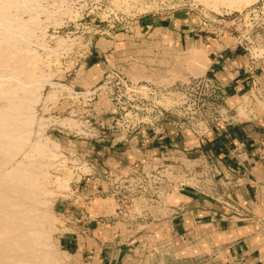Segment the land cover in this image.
<instances>
[{"label": "rangeland", "instance_id": "rangeland-1", "mask_svg": "<svg viewBox=\"0 0 264 264\" xmlns=\"http://www.w3.org/2000/svg\"><path fill=\"white\" fill-rule=\"evenodd\" d=\"M8 1L12 2V6H7ZM14 1L0 0L2 24L0 25V76H4V78L0 77V89L8 88L9 91L11 89L14 92L13 94L8 92L11 95L7 92L0 93V114H5L1 119H6L5 122V119L0 122V141H5L3 139L5 137L2 138V134L5 135V132L2 133V128L6 131L17 130L26 140L20 153L18 151L16 155L14 154L15 156L4 155L5 146L0 142L4 147H2L3 151H0L2 154L0 155V264H24L25 262L36 264L39 261L37 257L43 253L45 249L42 247L45 246L53 251L57 264H72L68 255L63 253L59 239L63 233L64 224L70 220L75 196H79L74 194L78 184L93 176H99V190L102 186L103 193L96 194L97 200L93 206L97 212L106 216H115L116 205L106 193L104 176L108 174H102V171L110 168L106 165L107 159L104 156L108 154L106 150L117 151L123 144L120 142L124 125L119 121V115L122 113L118 108L127 103L123 97V91L117 93L115 90L114 95L110 96L108 93L110 86L105 84L106 73L100 76V73L96 74L94 70L86 69L84 66L86 56L97 42L119 38L118 52L121 56L116 63L124 69L122 74L130 84L137 87L147 84L161 89L170 87L172 90L179 83H185L190 77L203 75L200 69L196 71L198 68L190 65L196 63L202 55L196 50L191 52L189 58L185 59L186 66L183 71L182 56L174 55L176 59L169 61V53L173 56L171 49L170 51L169 49L160 50L157 52L160 59L158 66L147 61L149 65H143L142 67H145L143 69L138 68L135 59L138 58L139 55L136 54L139 51L133 49L128 40L121 39L133 35L130 32L132 25L128 23L132 24L148 15L172 17L175 14V16L179 15L180 20L176 22V30H183L186 33L190 30L191 35L195 33L205 35L198 25L200 23L198 13L201 12L207 20L215 19L216 22L207 26L206 30L217 35L222 26L226 28L231 26L228 21L230 15L232 17L236 12L244 11L258 0L236 7L230 3L231 0L216 2L217 5L214 3L215 0H24L28 6L23 9L18 6L23 0H16L15 5L18 6L16 8L13 7ZM184 4L187 6L185 10L181 7ZM188 8L192 11H188ZM194 8H197L196 11ZM126 27H128L127 33H125ZM260 39L258 37L257 41ZM252 52L256 57L262 55L260 51L252 50ZM150 69H155V73ZM21 85L24 87L29 85L30 90L34 91L36 88L37 91L31 97L19 91ZM243 95L236 107L238 109L231 111V117L237 113L241 117L245 116L247 105L255 104L264 110V101L254 92L248 91ZM161 104L164 105L165 100L159 105ZM173 104L170 100V113H172L170 127L164 126L165 131L170 133V162L167 163V165L170 164L172 171L170 178L193 186V180H187L182 176L181 164H184L193 175L201 170V155L207 154L199 152L198 147L188 150L180 145L183 137L189 135L191 137L188 139L193 140L195 136L179 133L172 126L180 120L178 113L172 110ZM18 105L22 106L21 114H25L24 119L32 115L28 117V119L31 117V120L33 118L31 128L28 126V129L26 124L20 123L19 120L23 121V117L17 118V114L10 112L11 118H8L4 112L8 107L13 109ZM27 113L29 115H26ZM24 132H29L28 136ZM173 137L178 138V141H174ZM41 146L47 149L43 150L42 155L37 151ZM47 154L52 157L50 158ZM7 156L13 158L8 159ZM161 157L162 153L144 164L155 163ZM16 169L25 170L32 178L35 177L37 187L33 190L25 186L18 188L22 183L16 181L14 186L12 181L9 182L10 179L5 177L6 174L13 173ZM109 177L120 178L118 174ZM16 178L14 180H17ZM23 190L31 193V200L22 199L26 196L24 195L26 193H21ZM32 198L35 199L32 200ZM172 202L171 196L167 199V203ZM28 211H33L32 216L29 217ZM28 217L37 227L40 224L38 228L41 227L42 234L47 233V241L42 239L45 246H37L36 238L30 237L32 236L30 233L28 235V232L32 230L28 226L30 224ZM26 220L28 225H25ZM118 223L116 229L123 234L128 233V230H131L129 235L133 234L142 227L129 229L123 222L118 221ZM263 226L264 223H260L255 226V229L259 227L260 230ZM184 242H187L184 237L178 238V242L170 239L172 245L180 246ZM190 243L194 250L196 249L195 257L183 260L180 259L181 252H171L170 255H163V259L159 257L160 261L164 262L161 264H234L236 262L234 254L230 253L226 247H220L217 240L206 238L199 242L196 239Z\"/></svg>", "mask_w": 264, "mask_h": 264}, {"label": "crops", "instance_id": "crops-1", "mask_svg": "<svg viewBox=\"0 0 264 264\" xmlns=\"http://www.w3.org/2000/svg\"><path fill=\"white\" fill-rule=\"evenodd\" d=\"M178 18L175 14L172 17L148 15L132 23L133 35L121 39L128 40L133 49L139 51L135 59L137 67L145 68L142 66L149 65L147 61L158 66L157 52L171 49L173 56L169 53V61L176 59L174 55L182 56L184 71L185 59L196 50L202 55L198 58L202 74L224 88L228 107L236 109L243 94L254 92L249 90L248 57L231 42H217L210 36L191 35L190 30L187 33L176 30ZM119 40L97 42L85 58L86 69L100 76L113 69L124 70L116 63L121 56ZM253 75L260 87L258 95L264 101V58L254 65ZM188 137L191 136L180 141L184 148L198 147L199 152L213 156L224 171L225 167L236 169L235 187L229 192L221 190L212 198L190 187L174 191L173 202L167 203L168 212L163 220L142 226L129 235L130 230L123 234L116 229V224L109 219L111 215L95 210L93 203L100 191L99 176L88 178L74 191L79 196H75L70 220L64 224L59 239L63 253L72 264H161L164 262L159 257L171 252H181L180 259L185 260L197 255L190 241L201 242L206 238L217 240L220 247L233 253L234 264H264V226L255 229L264 223V110L255 104L247 105L245 116L237 113L231 123L214 127L204 138L191 140ZM169 142L170 133L166 132L162 136L136 138L120 145L117 151L106 150L108 154L104 156L110 168L104 169L102 174L123 177L133 167L160 154ZM180 237L186 238L188 244H170V239L178 242Z\"/></svg>", "mask_w": 264, "mask_h": 264}, {"label": "built area", "instance_id": "built-area-1", "mask_svg": "<svg viewBox=\"0 0 264 264\" xmlns=\"http://www.w3.org/2000/svg\"><path fill=\"white\" fill-rule=\"evenodd\" d=\"M181 7L184 10L187 8L186 4ZM196 9L194 8V11ZM188 11L192 10L188 8ZM198 16L199 29L204 31L205 35L209 34L217 42H231V45L246 54L251 81L249 90L258 95L260 87L254 78L253 67L258 60L264 58V0H258L232 17L230 15L228 21L231 26L227 28L222 26L217 35L206 30L207 26L216 22L215 19L207 20L201 12ZM258 37L261 38L259 41ZM252 50L260 51L262 55L256 57ZM104 78L106 86H110L108 87L110 96L114 95L115 90L117 93L123 91V97L127 100L126 104L118 108L122 113L119 115V121L124 125L120 143L166 134L164 126L170 127L172 114L170 100L174 103L172 110L180 117L179 123L172 124L179 133L192 134L195 138L201 139L212 133L214 127L232 122V109L226 103L227 93L220 84L207 75L190 77L172 90L170 87L161 89L147 84L143 87L133 86L125 79L122 70L117 69L108 71ZM258 97L261 99L260 95ZM164 100L165 104L159 105ZM161 153L162 157L155 163L135 166L123 177L112 179L109 175L104 176L106 193L116 205L115 216L109 218L112 223L117 225L120 221L132 229L159 222L168 212L167 199L174 191H183L187 187L210 198L217 197L220 190L229 192L235 187L233 177L236 175V169L225 167V171L222 170L214 157L208 154L201 155V170L193 175L184 164H181L182 176L187 180H193V186L174 181L170 178L172 174L170 164L167 165L170 162V142L168 148H164ZM101 188L98 194L103 193Z\"/></svg>", "mask_w": 264, "mask_h": 264}, {"label": "bare ground", "instance_id": "bare-ground-1", "mask_svg": "<svg viewBox=\"0 0 264 264\" xmlns=\"http://www.w3.org/2000/svg\"><path fill=\"white\" fill-rule=\"evenodd\" d=\"M18 1H20V0H18ZM201 1V0H200ZM204 1V0H203ZM219 1H224V2H227V1H225V0H215V2L214 3H218ZM251 1H253V0H231V4L233 5V7L235 6H240V5H242L243 3H250ZM256 0H254V2H255ZM15 2V3H14ZM13 3H14V5L16 4V0L14 1ZM21 3V5H18V6H20V7H22V9L23 8H25V6H28V5H26V2L23 0V2L22 1H20ZM213 2V1H212ZM6 3V2H5ZM8 3V5L7 4H5V5H7L8 7L11 5L12 6V2L10 3L9 1L7 2ZM10 3V4H9ZM201 3V2H200ZM217 3H216V5H217ZM220 3V2H219ZM229 3V1H228V4H230ZM18 4H19V2H18ZM222 5H223V3H221ZM5 5H3L4 7H5ZM13 5V7H15L16 8V6L17 5H15L14 6ZM210 5H212V4H210ZM227 5V4H226ZM6 6V7H7ZM17 6V7H18ZM209 6V5H208ZM230 6V5H229ZM4 7L2 8V9H4ZM27 8V7H26ZM36 8V7H35ZM1 16V15H0ZM35 18V17H34ZM33 19V18H32ZM31 21V20H30ZM5 23H6V21H5ZM0 25H2L1 24V20H0ZM1 27V26H0ZM6 29V28H5ZM15 29V28H14ZM17 30V29H16ZM15 31V30H14ZM19 40V39H18ZM6 42V41H5ZM190 65H192L193 67H196V68H198L196 71H198L199 69H200V72L201 71H203V67L202 66H200V63L197 61L196 63H191ZM5 75V74H4ZM1 76H3V75H1ZM0 76V77H1ZM7 76V75H6ZM8 77V76H7ZM29 77V76H28ZM3 78H4V76H3ZM9 78V77H8ZM11 79H12V77H10ZM38 84V83H37ZM20 85V84H19ZM29 85H30V83H29ZM29 85L27 86V85H25V87H24V85L22 86V87H24L23 89H22V87H21V89H19V91H21L23 94H27V95H29V96H33V94L35 93V91H37L36 90V88H35V90L33 91V90H30V87H29ZM35 85V84H34ZM58 86V85H57ZM2 87V86H1ZM29 87V88H28ZM25 88H27V89H25ZM32 88V87H31ZM10 89V88H9ZM13 90V89H12ZM4 92V93H3ZM5 92H10L11 94H13L14 92L13 91H11V89H10V91L8 90V88H7V90H4V88L3 89H0V93H3V94H6ZM10 93H8V94H10ZM252 93V92H251ZM10 94V95H11ZM85 95H87V94H85ZM37 99V98H36ZM33 100H35V99H33ZM27 101V100H26ZM28 101H29V99H28ZM27 101V102H28ZM32 102V101H31ZM28 103H30V102H28ZM35 103V102H34ZM22 105V104H21ZM9 108V107H8ZM8 108L6 109V111H4V112H6V115H7V117L9 118L10 117V112H12V113H15V114H17V118H21V117H23V121L22 120H19L20 121V123L21 124H23L24 123V125L26 124V128H28V126L30 127V125H32V120H33V118H32V120L30 119L31 117H32V115L30 114H26V115H29V116H31L29 119H28V117L29 116H27L26 118L28 119H24V115L25 114H21V112H22V106H14V108L12 109V108H9V110H8ZM29 109H31V108H29ZM2 110V109H1ZM26 110V109H25ZM27 112V111H26ZM5 115V114H4ZM4 115H1L0 114V122H3V120L5 119H1V118H3L2 116H4ZM6 117V116H5ZM11 118V117H10ZM15 118V117H14ZM6 121V119L4 120V122ZM7 121H8V119H7ZM13 121V120H12ZM17 121V120H16ZM31 128V127H30ZM4 128H2V133L3 132H5V135H3L2 134V138H3V136L5 137V138H3V139H5V143L3 142V140L2 141H0V142H2V144L5 146V149H4V151H3V145H1V143H0V151H3V153H4V155L5 154H9V155H11V156H13L14 154L16 155L17 154V152L18 153H20V150H21V148H22V146H23V143H25V140H26V138H24L23 136H21L22 135V133H20L19 131H14V130H9L8 128H6V129H8L9 130V132H8V130L6 131L5 129L3 130ZM29 129V128H28ZM27 129V130H28ZM1 130V129H0ZM40 130H42V129H40ZM29 131V130H28ZM6 132H7V134H6ZM0 133H1V131H0ZM20 133V134H19ZM24 133H27V134H25L26 136H28V133L29 132H24ZM41 135V134H40ZM0 137H1V135H0ZM1 138V139H2ZM6 138H7V142H6ZM46 143V142H45ZM41 144V143H40ZM43 144V143H42ZM45 146V145H44ZM3 147V148H2ZM46 147V146H45ZM45 147H39L38 149H37V151H38V154L40 153L41 155L44 153V151L43 150H45L46 148ZM2 149V150H1ZM35 149V148H34ZM50 149V148H49ZM47 150V149H46ZM50 151H51V149H50ZM46 152V151H45ZM48 152V151H47ZM1 153V152H0ZM46 154V153H45ZM48 154H50V153H48ZM47 154V155H48ZM0 155H2V154H0ZM8 155V156H9ZM14 155V156H15ZM40 155V157H42V158H44L43 156H41ZM8 156H7V158H8ZM9 157L10 159L11 158H13V157ZM50 158L52 157V155L50 156V155H48ZM48 157V158H49ZM4 158V157H3ZM8 158V159H9ZM2 160V159H1ZM4 160V159H3ZM3 162V161H2ZM5 164V163H4ZM4 166V165H3ZM24 168V167H23ZM26 169V168H25ZM23 170H18V169H16L13 173L11 172V173H8V174H6V178H9L10 180H8L9 182H13L12 184L15 186L16 184L14 183V182H16V181H18V183H22L21 185H20V187H18L19 185L17 184V187L18 188H21V186L24 188V186L27 188V189H30L31 190V188H32V190L35 188V187H37V181L35 180V177H33L32 178V176H30V174L26 171L25 172V170L22 172ZM12 176V177H11ZM17 177V178H16ZM17 179V180H14V179ZM22 179H23V181L24 180H26L25 182H23L22 181ZM42 179V178H41ZM2 180V179H1ZM6 180V179H5ZM5 180H3V182H5ZM14 180V181H13ZM20 181V182H19ZM37 189V188H36ZM25 190V189H24ZM21 191V193L23 192V194L24 193H26L25 191ZM20 191V190H19ZM38 191V190H37ZM24 195H26V196H23V198L22 199H29V200H31V193H26V194H24ZM21 196V197H22ZM32 197H34L33 195H32ZM38 197V196H37ZM35 199V198H34ZM33 198H32V200H34ZM38 199V198H37ZM13 202V201H12ZM33 202V201H32ZM7 204V203H6ZM35 204H37V203H35ZM39 204V203H38ZM34 205V204H33ZM33 211H31V212H29L28 211V213H32ZM36 213V212H35ZM23 214V213H22ZM30 214H28L29 215V217L30 216H32V214L30 215ZM34 214V213H33ZM46 216V215H45ZM21 217V216H20ZM28 217V218H29ZM47 217V216H46ZM25 218V217H24ZM21 219H23V218H21ZM30 219L31 218H29V222H30ZM24 220V219H23ZM35 220H36V217H35ZM24 222H26V224L25 225H28V220H26V221H24ZM46 225H47V223H46ZM29 227H31L32 228V230L30 231V232H28V235H29V233H30V235H32V236H30V237H34V238H36V241L38 242L36 245L37 246H45V243L43 242V241H47V239H48V237H47V239H46V234H42L41 232H40V229H41V227L40 228H38L39 226H40V224H38V227H37V225H35L34 223L32 224V221L30 222V224L28 225ZM27 226V227H28ZM49 226V225H48ZM34 227V228H33ZM11 233V232H10ZM45 233V232H44ZM42 239H43V241H42ZM49 241V240H48ZM23 243V242H22ZM26 242H24V244H25ZM43 243V244H42ZM23 245V244H22ZM32 246H34V245H32ZM46 247V246H45ZM42 247V248H44L45 250H43V253L40 255V257H37V258H39L38 260V264H57L56 263V259L54 258V254H53V251L52 250H50L49 248L50 247ZM34 249V248H33ZM6 250V249H5ZM31 250V249H30ZM39 250V249H38ZM37 250V251H38ZM23 251V250H22ZM28 251V250H27ZM24 252H25V250H24ZM31 252V251H30ZM27 254V253H26ZM55 255H56V253H55ZM36 257V256H35ZM35 257H34V260H35ZM36 258V259H37ZM30 260V259H29ZM32 262H36V261H32ZM36 263V264H37ZM24 264H26V262L24 263ZM28 264V263H27ZM29 264H31V262H29ZM33 264V263H32Z\"/></svg>", "mask_w": 264, "mask_h": 264}]
</instances>
